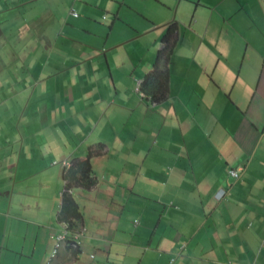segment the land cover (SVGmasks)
Returning <instances> with one entry per match:
<instances>
[{
    "label": "crops",
    "instance_id": "0c3cea01",
    "mask_svg": "<svg viewBox=\"0 0 264 264\" xmlns=\"http://www.w3.org/2000/svg\"><path fill=\"white\" fill-rule=\"evenodd\" d=\"M99 144L54 264H264V0H0V264L46 263Z\"/></svg>",
    "mask_w": 264,
    "mask_h": 264
},
{
    "label": "trees",
    "instance_id": "16d2710c",
    "mask_svg": "<svg viewBox=\"0 0 264 264\" xmlns=\"http://www.w3.org/2000/svg\"><path fill=\"white\" fill-rule=\"evenodd\" d=\"M173 30L174 27H170L165 39L171 37ZM167 62L168 54L160 52L151 72L145 76L140 85V90L154 100L162 99L166 90ZM102 151V144L97 145L95 149L90 148L86 157L72 160L63 170V179L66 183L60 200L58 220L66 223L70 232L78 231L83 221V211L72 191L76 187L90 189L96 184L91 159L95 155H101ZM70 240L71 236H68L67 242L70 243Z\"/></svg>",
    "mask_w": 264,
    "mask_h": 264
},
{
    "label": "built area",
    "instance_id": "2783aa9c",
    "mask_svg": "<svg viewBox=\"0 0 264 264\" xmlns=\"http://www.w3.org/2000/svg\"><path fill=\"white\" fill-rule=\"evenodd\" d=\"M70 13L73 16H77V12H75V10H71ZM240 167L237 168H229L228 169V174L232 177V178H238L240 175ZM225 194V190L224 189H219L218 192L215 194V198L220 200L222 199V197ZM61 226H62V230L60 233L56 234L55 239H56V245L53 249V251L51 252L50 256L48 257L47 261L45 264H54V259L57 255L58 249L62 246V244L65 243V241H67V237L71 236V240L70 243L72 245V247L77 248L80 244V232H70L68 230L67 224L61 222ZM173 258L170 260V263L173 262Z\"/></svg>",
    "mask_w": 264,
    "mask_h": 264
}]
</instances>
